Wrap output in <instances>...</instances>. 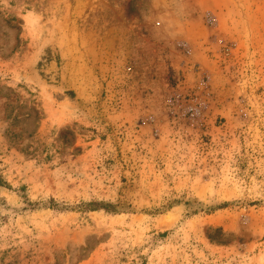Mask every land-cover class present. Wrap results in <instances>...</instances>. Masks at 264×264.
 Returning <instances> with one entry per match:
<instances>
[{"label": "rangeland", "instance_id": "374dc122", "mask_svg": "<svg viewBox=\"0 0 264 264\" xmlns=\"http://www.w3.org/2000/svg\"><path fill=\"white\" fill-rule=\"evenodd\" d=\"M0 264H264V0H0Z\"/></svg>", "mask_w": 264, "mask_h": 264}, {"label": "built area", "instance_id": "2783aa9c", "mask_svg": "<svg viewBox=\"0 0 264 264\" xmlns=\"http://www.w3.org/2000/svg\"><path fill=\"white\" fill-rule=\"evenodd\" d=\"M189 111L191 113H193L194 115H196L197 113H199V109L198 108H190Z\"/></svg>", "mask_w": 264, "mask_h": 264}]
</instances>
